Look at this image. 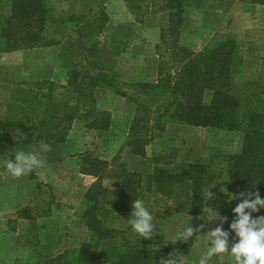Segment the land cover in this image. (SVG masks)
<instances>
[{"label":"rangeland","instance_id":"obj_1","mask_svg":"<svg viewBox=\"0 0 264 264\" xmlns=\"http://www.w3.org/2000/svg\"><path fill=\"white\" fill-rule=\"evenodd\" d=\"M46 1L48 13L42 36L48 44L0 51V119H9L13 115L23 116L25 111L35 121L44 117L42 108L37 107L33 100L23 97H29V91L35 92L38 87H41V93L48 91L50 82L64 85L71 69L82 73L88 71L79 54L81 48L86 47L84 40L88 36L94 35L96 41L102 43L106 40L108 43L109 39L113 41L123 32L107 30L99 34L98 28L106 26V30L113 26L131 24L142 25L145 34L157 44L163 76L173 75L178 68L174 59V41L176 46L178 44L197 52L209 44L215 33L231 34L235 45L228 67L226 90L253 111H264V89L257 83L264 49L249 50L246 37L252 33L254 40L264 42L262 4L252 0H185L181 13L183 24L178 35H174L170 26L176 11L165 0H118V3H111L110 0ZM99 1L106 3V8L108 7L105 22L94 16ZM124 3L128 9L126 15L123 12ZM9 12L10 0H0V17H6ZM87 19L92 21L91 27L86 23ZM83 75L86 77L85 82L88 81L90 75ZM120 79L118 81L121 88L126 89L130 95L137 96L145 105L163 102L162 96L147 98L123 83L121 76ZM95 91L96 107L102 110L112 108L120 125L127 114L134 113V101L116 94L113 88L101 84ZM210 93L209 90L206 91L204 101H208ZM70 97L71 94H68L67 98ZM87 121L89 119H74L72 122L68 136L72 135L78 142L62 149L49 144L52 149L49 152L41 151L40 144L43 141L23 144L21 139L13 138L14 135H19L18 132L11 134L12 145L5 147L13 155L17 151L39 152L46 161L42 172L57 173V179L55 184L39 179L35 173H40L42 168L20 178L10 174L0 176V264H44L46 258L62 251V233L69 226L81 227L79 215L85 204L75 195L79 187L74 185L75 181L71 182L70 173H79L82 155L89 154L108 162L103 170L101 183L110 192L118 190L121 177L135 170L138 157L130 153L124 132L119 129L120 125L110 131H97L88 128ZM167 125L171 128L157 137L152 147L147 146L146 152L167 154L171 150L175 151L177 162L201 164L205 173L213 176L209 184L223 183V186H227L228 172L224 155L228 156L240 149L242 132L210 126L191 127L178 122ZM1 144H5L3 138H0ZM3 165L0 154V171H3ZM220 187L221 184H217L212 189L215 199H205L200 216L205 219H201V223L212 219V209H218L222 216L221 208L229 200V196L220 192ZM111 197L113 196L109 195ZM24 207L29 209L36 225L34 235L40 240V244L35 248L16 243L14 229L25 222L21 215ZM156 211L162 222L154 229V236L158 239L157 246L168 245L177 231L184 230L190 224L195 227L197 223L196 216L175 212L164 206L157 207ZM220 223L218 219L207 222L206 228L195 236L196 244L188 254L192 264H198L200 253L208 246L209 238L206 233Z\"/></svg>","mask_w":264,"mask_h":264},{"label":"trees","instance_id":"obj_2","mask_svg":"<svg viewBox=\"0 0 264 264\" xmlns=\"http://www.w3.org/2000/svg\"><path fill=\"white\" fill-rule=\"evenodd\" d=\"M252 1L264 5V0ZM164 2L170 8H175L176 13L174 16L171 14L170 30L178 35L183 24L181 13L185 0ZM104 10V3L99 1L94 16L105 22L107 17ZM47 13L46 0H10L9 14L0 17V51L47 45L42 36L46 29ZM86 23L89 26L90 21L87 19ZM246 37L249 50L264 49V42L254 40L252 33ZM174 43V59L178 68L173 75L163 76L160 66L156 82L140 81L129 85L147 98L156 95L163 97L162 103L153 102L152 105H145L137 96L121 88L116 74L109 72L111 61L99 55L97 49L90 46L82 50L81 58L90 70L82 73L71 69L64 85L50 82L48 91L41 93L42 89L38 87L35 92H28L29 97H23L33 100L37 107L42 108L44 117L35 121L25 111L23 116L0 119V138L5 141L0 145L3 163L15 157L5 147L12 145V133L18 132L23 144L39 140L55 144L65 140L74 119H89L86 122L88 128L106 131L110 124V113L98 109L95 100V88L102 84L136 104L126 142L130 153L138 157V161L134 171L121 177L113 205L117 211L130 217L133 201L141 198L155 217V226L162 224L157 207L164 206L191 216L203 212L205 199L201 190L211 182L213 176L205 173L199 163L177 162L175 151L167 154L146 153V146L162 135L170 122L241 131L240 149L224 155L228 172L226 187L229 193L237 197L241 192L258 190L264 199V111H253L226 90L234 37L227 33H215L209 44L197 52L185 46H176V41ZM83 74L90 75L88 81L85 82ZM257 83L264 89V57ZM207 90L211 92L210 97L204 101ZM68 94H71L70 98H67ZM107 165L108 162L97 157L82 155L80 172L102 179ZM81 193L85 204L80 215L81 227L69 226L62 233V251L46 258L44 264H159L162 257H167L174 250L186 256L190 253L196 235L187 243L178 241L173 244L171 241L166 246H157L155 236L148 240L140 238L129 223L123 229L106 225L110 214L105 207L107 189L100 183L82 189ZM239 202V199H229L221 208L222 216L228 217L223 224L226 231H230V223L234 219L232 209ZM21 215L25 222L14 229L16 243L35 248L39 245V239L34 235L36 225L33 215L27 207L23 208ZM252 215L264 216V208ZM234 236L235 233L230 234V246Z\"/></svg>","mask_w":264,"mask_h":264},{"label":"clouds","instance_id":"obj_3","mask_svg":"<svg viewBox=\"0 0 264 264\" xmlns=\"http://www.w3.org/2000/svg\"><path fill=\"white\" fill-rule=\"evenodd\" d=\"M14 139H21L19 135H14ZM42 152L51 151V146L47 143H41ZM46 166V161L41 158L39 152L17 151L14 159L4 161L3 171L0 176L8 175L20 178L29 175L36 169ZM221 184L220 192L229 196V199H239V202L233 209L234 219L230 223V231L223 228V224L228 221L227 216H221L219 210L212 209V219H206V223H201L198 227L191 224L182 231H177L173 237V244L178 241L187 243L193 236L201 233L207 226V222L214 219L221 221L220 225L206 233L209 238L208 246L205 251L200 253L198 264H264V216L253 217V213L259 212L264 208V199L260 197L259 191H247L239 193V196H233L229 193L223 183H206L202 188L204 199L213 200L215 195L212 189ZM114 191V189H113ZM254 197V198H253ZM205 219V217H199ZM155 217L146 206L145 201L137 198L132 203V211L128 219L132 230L143 239L154 238ZM233 242L230 246V234ZM159 264H192L188 256L178 250H174L167 257H162Z\"/></svg>","mask_w":264,"mask_h":264},{"label":"crops","instance_id":"obj_4","mask_svg":"<svg viewBox=\"0 0 264 264\" xmlns=\"http://www.w3.org/2000/svg\"><path fill=\"white\" fill-rule=\"evenodd\" d=\"M122 2V0H120ZM126 1V0H125ZM47 2V1H46ZM111 3L116 2L118 3V0H110ZM105 6V14L108 15L106 10H108V7L106 8L107 4L104 3ZM264 6V5H263ZM124 14H127V6L124 3ZM95 13V12H94ZM92 16V15H91ZM96 17V16H95ZM89 18V17H88ZM111 18V17H110ZM92 24V21L90 22L89 26ZM106 27V26H105ZM105 27H101L100 30L97 32L102 33L106 32L107 30H113L115 32L116 30H123L121 33L122 35L119 36L118 38H115V40L109 39L106 43V40H104L102 43L96 41L94 38L96 36L90 35L88 36L85 40V48H81L82 50H85L86 48L93 46L95 49L99 51V55H101L104 58L109 59L111 62L110 70L109 72H114L117 76V79H120V76L124 81L123 83H126L129 87L130 84L135 83V82H140V81H147V82H156L157 79L159 78V67L161 66V58H160V53L157 51V44L153 41V39L145 34V28L142 25H135L131 24L128 26H123V27H110L106 30ZM89 42V43H87ZM46 46V45H45ZM81 51H80V56H81ZM84 65L90 70V68L85 64L84 60H82ZM93 73V72H92ZM106 111L110 113V124L107 130H112L116 129L117 125L119 124V119L116 118V114L113 111L112 108H104ZM133 117V112L130 113L129 115L127 114V117L124 118L123 124L119 126V129L123 130L124 135L126 137L130 121ZM122 119V118H121ZM188 126V125H187ZM191 126V125H190ZM192 127V126H191ZM171 127H166L167 130H169ZM97 131H100L98 129H94ZM106 130V131H107ZM166 131V130H165ZM156 139V138H155ZM43 141V140H40ZM155 141V140H154ZM153 141V142H154ZM44 142V141H43ZM74 142H78L77 139H74V137L71 135L66 136L65 140L63 142H57L55 144H50L57 146L58 148H63V147H69L74 144ZM153 142L149 145L151 147L153 146ZM53 143V142H52ZM147 145V146H149ZM146 146V147H147ZM147 153V152H146ZM150 154V153H147ZM62 158V156L60 157ZM44 168L40 169V173H35L39 179L44 180L46 182H49L51 184H55L56 181V174L57 173H43L42 171ZM42 172V173H41ZM76 174V175H75ZM70 180L75 181L74 185H78L79 191L75 193L76 197H80L77 199H81V202L84 203V198L81 196V190L85 189L93 184H98L100 183L102 187H104L103 183H101L102 179H98V177L94 175H90L87 173H70ZM53 176L55 178H53ZM83 178V179H82ZM72 185V184H71ZM69 188V187H68ZM70 188H73V186H70ZM106 188V187H104ZM107 189V188H106ZM109 195H112L113 197L109 198ZM117 195V190L116 192H110L107 189V194H106V203L105 207L109 209L110 214L109 217L107 218L106 225L109 227L113 228H119L123 229L127 227L128 225V216L117 211L114 208V201L115 197ZM115 196V197H114ZM83 211V210H82ZM80 211V215H81ZM79 215V216H80ZM202 215V213L198 216H196L197 223H195V227H198L201 222L199 217ZM191 216V215H190ZM80 219V217H79ZM74 227V226H72ZM173 241V240H171ZM170 241V242H171ZM63 243V242H62ZM193 246L191 249L194 248L196 241L193 242ZM40 244V240H39ZM56 255V254H55ZM54 256V255H52ZM51 257V256H50Z\"/></svg>","mask_w":264,"mask_h":264}]
</instances>
